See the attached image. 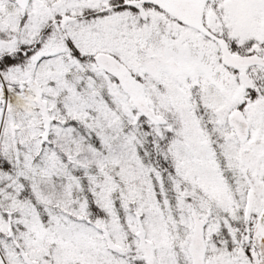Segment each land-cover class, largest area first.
Wrapping results in <instances>:
<instances>
[{
    "label": "snow or ice",
    "instance_id": "1",
    "mask_svg": "<svg viewBox=\"0 0 264 264\" xmlns=\"http://www.w3.org/2000/svg\"><path fill=\"white\" fill-rule=\"evenodd\" d=\"M0 264H264V0H0Z\"/></svg>",
    "mask_w": 264,
    "mask_h": 264
}]
</instances>
